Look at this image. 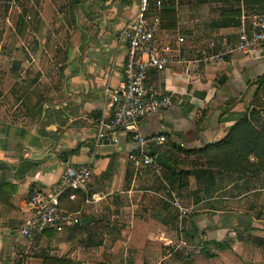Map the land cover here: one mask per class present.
Returning <instances> with one entry per match:
<instances>
[{
    "label": "crops",
    "instance_id": "obj_1",
    "mask_svg": "<svg viewBox=\"0 0 264 264\" xmlns=\"http://www.w3.org/2000/svg\"><path fill=\"white\" fill-rule=\"evenodd\" d=\"M163 1L175 11L176 28H165L173 23L164 18L158 39L176 45L177 35L184 36L183 55L192 62L148 77L147 87L172 96L174 104L145 120L140 134H166L185 149L203 148L223 140L240 115L251 113L253 81L264 75V58L237 54L213 64L195 61L204 50L235 41L243 14L257 8H246L243 0ZM137 4L0 0V264H44L47 256L81 264H169L173 249L228 239L249 264L263 262L264 175H216L206 186L192 177L190 188L178 194L195 212L178 226L163 166L136 169L129 155L138 143L130 133L100 138L102 124L114 117L111 97L124 81L123 33ZM263 118L255 122L264 129ZM90 163L94 175L78 192L85 199L74 213L81 224L91 222L63 241L56 231L21 237L34 189L57 193L67 165ZM228 203L247 204L240 219L247 234L240 241L233 239L240 234L233 223L239 210L230 212ZM78 241L88 246L84 254ZM196 257L199 264H217L200 252Z\"/></svg>",
    "mask_w": 264,
    "mask_h": 264
},
{
    "label": "built area",
    "instance_id": "obj_2",
    "mask_svg": "<svg viewBox=\"0 0 264 264\" xmlns=\"http://www.w3.org/2000/svg\"><path fill=\"white\" fill-rule=\"evenodd\" d=\"M163 0H138L136 12L124 28L127 44V60L124 66L122 86L111 97L114 117L102 124L100 138L107 133H130L134 135L138 148L129 155V161L136 169L154 168L162 170L161 164L150 153L151 146H164L169 143L166 134L144 136L140 134L141 124L173 106V98L160 94L147 87L148 77L153 73H163L177 64H190L192 61L183 55L186 38L176 37L172 42L161 43L158 39L163 25ZM256 55L264 58V12L244 13L238 38L228 43L222 50L207 49L195 62L208 64L224 61L233 55ZM94 175L92 164L67 165L61 179L60 191L46 192L36 188L29 199V216L23 221L20 236L33 239L47 231L62 233L66 229L82 223L80 213L66 210L62 198L69 194L75 200L77 193L89 186ZM172 206L179 212L181 221L191 210L184 205L182 197L172 193Z\"/></svg>",
    "mask_w": 264,
    "mask_h": 264
},
{
    "label": "trees",
    "instance_id": "obj_3",
    "mask_svg": "<svg viewBox=\"0 0 264 264\" xmlns=\"http://www.w3.org/2000/svg\"><path fill=\"white\" fill-rule=\"evenodd\" d=\"M248 9L257 8L254 13L264 12V0H243ZM168 12H170L168 14ZM169 15V16H168ZM172 22L168 29L176 28V14L173 10L162 11V18ZM238 17V16H236ZM260 84L264 83V76L259 77ZM261 107V105L259 104ZM258 109L250 114L240 115L239 122L232 127L227 137L214 144L199 149H185L169 143L164 146H151L150 153L154 157L162 156L173 168L163 167L161 179L165 181L171 192L182 193L190 188V180L194 177L198 184L206 186L215 176L257 177L264 175V129L257 126L255 117L260 116ZM195 157V161L192 159ZM252 158L254 160L252 161ZM197 160V161H196ZM78 201H71L69 194L62 198L63 207L70 212H78L84 195L77 194ZM50 231H47L48 233ZM45 233V234H46ZM39 236L35 237L38 238ZM214 244L221 250L226 246L221 242L204 243L202 252L214 258L208 246ZM44 264H81L68 258L47 256Z\"/></svg>",
    "mask_w": 264,
    "mask_h": 264
},
{
    "label": "rangeland",
    "instance_id": "obj_4",
    "mask_svg": "<svg viewBox=\"0 0 264 264\" xmlns=\"http://www.w3.org/2000/svg\"><path fill=\"white\" fill-rule=\"evenodd\" d=\"M207 12V11H206ZM223 48L221 47V49H216L217 50V52L218 51H220V50H222ZM228 58V57H227ZM225 61V60H224ZM221 62H223V61H221ZM264 75H262V76H260V77H263ZM253 84H254V86H255V88H254V91H253V97H252V101H251V104L249 105V107H248V110H250L251 109V111L252 110H254V109H258L257 111H259L260 112V115L262 116V115H264V83L263 84H260V81H258V79H256V80H254L253 81ZM259 104L261 105V107L259 106ZM263 121H264V118H263ZM236 125V124H235ZM258 126V125H257ZM234 127V126H233ZM259 127V126H258ZM231 131V130H230ZM226 138V137H225ZM224 138V139H225ZM223 139V140H224ZM220 141H222V140H220ZM219 142V141H218ZM194 161H195V157H193L192 158ZM254 160V158H252V161ZM197 161V160H196ZM260 176H262V175H260ZM260 176H257V177H260ZM234 178H239V179H248V178H251V177H242V178H240V177H238V176H233ZM257 177H253V178H257ZM208 187V186H207ZM219 187V185H217V188ZM244 200L245 199H243V202H244ZM230 202V201H229ZM184 205H185V202H184ZM187 208H189L190 210H191V213L189 214V216L188 217H186L184 220H182L181 221V217H179L178 218V220H179V224H178V226L179 225H181L182 223L183 224H185V222L186 221H188L190 218H191V216L193 215V213L195 212V208H194V206H191V207H188L187 205H185ZM247 204H244V205H242V204H227V206H226V209H228L230 212H236L234 209H238L239 211H237L236 212V215L238 216V217H236V218H238L237 219V221H234L233 219H236L235 217H233V219H230V217L229 218H225V219H227L226 221H230V220H233V223H234V226H236L237 228H239L240 229V234H237V235H233V239H235V241H240L241 239L239 238L240 236L239 235H241L242 236V234L244 233V234H247L246 233V228L245 227H243V224H240V222H241V220L240 219H243L241 216H244V214H248V211H247ZM174 208V207H173ZM175 209V208H174ZM175 211V213L176 214H178L177 213V210L175 209L174 210ZM179 216V215H178ZM233 216H235V215H233ZM222 219V218H221ZM247 219V218H246ZM220 220V219H219ZM219 220H218V218H217V224L219 223ZM220 222H221V220H220ZM222 223V222H221ZM261 225L264 227V223H261ZM68 229H72V230H67L68 232H62V233H59V234H57V238H58V240H61V241H63V239L65 238V236H67L68 234H70V233H80L81 231H82V229H83V224H81V225H78V226H76V227H73V228H68ZM248 229H251V228H248ZM71 231V232H70ZM243 237H245V235H243L242 236V238ZM72 241H76V240H72ZM230 239H228L227 241H223L222 243L226 246V249H224V250H221V249H219L218 247H216L214 244H211L210 246H208V249L211 251V253L212 254H214L215 255V257L214 258H210L209 256H207L206 254H204L203 252H202V249H203V242H201L200 243V245H195V246H193V247H186V245L185 246H181L182 248H177L176 250L175 249H173L172 251H171V254H172V257H171V259H173V261L172 262H170L169 264H199L198 262H196V260H195V257L198 255V253L200 252V253H202V254H204L205 256H207V258H209V259H214V260H217V264H227V258H225L224 256H223V254L225 253V252H227V253H225V254H228V253H230V254H228L229 256H230V259H233V264H249V262H248V260L246 259V256L245 255H241V256H239V255H237L236 253H235V251L232 249V247H231V245H230ZM65 243H67V244H70L71 243V241L70 242H65ZM77 243H79V248L80 249H82L81 250V253L82 254H84L85 252H84V249L86 248V247H88V246H85V242L84 243H82V242H77ZM72 245H73V243H72ZM232 250H231V249ZM88 249V248H87ZM184 250V251H183ZM86 254H87V252H86ZM187 255H189V256H187ZM85 256V255H84ZM197 258V257H196ZM94 259V258H93ZM262 260V259H261ZM253 261V260H252ZM263 262H261V264H264V260H262ZM89 262H92V261H89ZM98 264H101V263H98Z\"/></svg>",
    "mask_w": 264,
    "mask_h": 264
},
{
    "label": "water",
    "instance_id": "obj_5",
    "mask_svg": "<svg viewBox=\"0 0 264 264\" xmlns=\"http://www.w3.org/2000/svg\"><path fill=\"white\" fill-rule=\"evenodd\" d=\"M157 161L163 166V167H168V168H173L162 156L157 157ZM90 219H86L83 221V224L86 225L87 223H90Z\"/></svg>",
    "mask_w": 264,
    "mask_h": 264
}]
</instances>
